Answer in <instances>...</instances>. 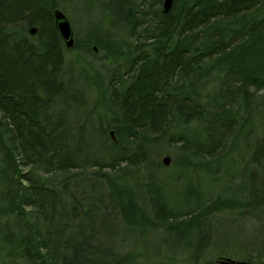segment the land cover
I'll list each match as a JSON object with an SVG mask.
<instances>
[{
  "label": "trees",
  "instance_id": "16d2710c",
  "mask_svg": "<svg viewBox=\"0 0 264 264\" xmlns=\"http://www.w3.org/2000/svg\"><path fill=\"white\" fill-rule=\"evenodd\" d=\"M67 1L0 0V264L201 258L229 212L259 238L236 259L264 264V0L102 3L71 48Z\"/></svg>",
  "mask_w": 264,
  "mask_h": 264
},
{
  "label": "rangeland",
  "instance_id": "374dc122",
  "mask_svg": "<svg viewBox=\"0 0 264 264\" xmlns=\"http://www.w3.org/2000/svg\"><path fill=\"white\" fill-rule=\"evenodd\" d=\"M122 0H68L67 1V10L64 9L65 13L69 17V19L72 22L73 29H74V36H78L80 39L85 38H94L95 33L92 34V32L99 27H102V29H108L110 27V21L108 18H103L102 21V14H112L110 10H104L102 9L103 5H107L108 8H111L113 11L116 10V6L121 2ZM102 5V7H101ZM117 18V17H116ZM124 27V24L117 23V26L115 28H111V30L117 32H120ZM76 34V35H75ZM108 40V39H107ZM96 53L98 55H102L103 52H99V50H96ZM70 58L74 57V54L71 53ZM93 54L88 57V61H92V64L97 69L103 68V63L100 60L95 61L93 59ZM89 84H86L82 87L84 95L88 97V94L90 90H92V85H90V81L88 80ZM260 92L264 93V89ZM99 99H101V96H98ZM98 100L96 99V102ZM92 108L91 105L88 104V106L84 109V111L88 112ZM97 123V122H96ZM94 135L96 138L99 135L98 131L94 132ZM236 169V166H231V168L228 171H233ZM222 219L223 221H217L222 224L219 228H216L217 231H215V238L216 241L219 242L221 245L211 250L209 253L206 252L203 254V256L195 257L194 255H191L188 251H180L179 247L176 246L175 243H172L171 247L168 245L164 246V248L171 249L172 247H175L173 251L170 253L172 264H208V262H214L220 257H231L233 259L240 258L245 252L241 251V248H243V245H250L256 242L259 238H257L254 232V227L252 226V220L248 218L247 221L240 218L238 213H225L223 215ZM219 217V216H218ZM234 219L236 221H234ZM256 223V222H255ZM129 236L132 238V246H134L135 251L141 254H147L148 249H142L145 246H153V249H150V251H154V249L157 246L163 247L161 244V240L167 239L168 236L159 232L153 233L151 235H148L144 239H138L137 236H134L133 234H129ZM229 242L231 245L228 247L222 246L223 242ZM138 248V249H136ZM225 253V254H222ZM140 259H143L140 261L141 264H155L158 262L153 261L152 259H147L146 257H141ZM147 259V260H146ZM237 260V259H236ZM147 261L148 263H146Z\"/></svg>",
  "mask_w": 264,
  "mask_h": 264
},
{
  "label": "water",
  "instance_id": "95a60500",
  "mask_svg": "<svg viewBox=\"0 0 264 264\" xmlns=\"http://www.w3.org/2000/svg\"><path fill=\"white\" fill-rule=\"evenodd\" d=\"M174 0H164V12L170 11L172 8ZM56 27L59 30L62 38L64 39L67 47L71 48L75 44V36H74V29L71 20L67 16V14L60 8H57L54 11ZM37 31L36 27L30 28V32L35 34ZM112 138L115 140L116 135L114 131L110 132ZM172 162V157L170 155H166L163 157V163L165 165H170ZM219 264H247L245 261H238L231 257H220L217 259Z\"/></svg>",
  "mask_w": 264,
  "mask_h": 264
}]
</instances>
